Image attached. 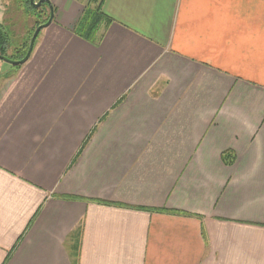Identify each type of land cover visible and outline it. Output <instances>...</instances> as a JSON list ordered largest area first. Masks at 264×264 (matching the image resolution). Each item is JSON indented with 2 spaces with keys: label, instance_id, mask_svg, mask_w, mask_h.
Wrapping results in <instances>:
<instances>
[{
  "label": "crops",
  "instance_id": "obj_1",
  "mask_svg": "<svg viewBox=\"0 0 264 264\" xmlns=\"http://www.w3.org/2000/svg\"><path fill=\"white\" fill-rule=\"evenodd\" d=\"M51 2L0 80V264H264V0H103L96 45Z\"/></svg>",
  "mask_w": 264,
  "mask_h": 264
},
{
  "label": "rangeland",
  "instance_id": "obj_2",
  "mask_svg": "<svg viewBox=\"0 0 264 264\" xmlns=\"http://www.w3.org/2000/svg\"><path fill=\"white\" fill-rule=\"evenodd\" d=\"M39 0H0V24L7 32L8 41L4 43V51L0 53L1 56L12 58L15 60L23 58L27 52L31 36L36 27L45 21H47L50 15L49 5L43 6L35 5ZM50 5L53 7L55 14V7L51 0ZM82 3L83 9L85 6L95 5L93 0H78ZM92 17V16H91ZM54 19V15H53ZM46 28H43L37 35L31 55L34 48L41 41L42 36ZM28 59V60H29ZM28 60L23 64L12 65L0 59V80L13 78V75L21 73L25 68L29 67Z\"/></svg>",
  "mask_w": 264,
  "mask_h": 264
},
{
  "label": "trees",
  "instance_id": "obj_3",
  "mask_svg": "<svg viewBox=\"0 0 264 264\" xmlns=\"http://www.w3.org/2000/svg\"><path fill=\"white\" fill-rule=\"evenodd\" d=\"M102 1L103 0H93L92 2H94L95 5L93 6L90 5V8L89 6H85L83 8V11L81 13L79 20L77 21V23L75 24L72 30L73 33L76 34L77 36L95 45L100 42L103 36L97 33L100 24L105 23V25H107L108 23L112 22V19L102 12V9H101ZM46 5H47L46 3H43V6H46ZM7 39H8L7 32L4 30V27L2 26V24H0V53H3L4 51L3 44L7 43L8 41ZM221 157H222V160L227 164H230L234 158L233 154H231V152L229 151L222 153ZM68 198H70V196H68ZM101 202L105 204H111L106 201H101ZM148 210L161 211L162 209H148ZM170 211L188 214L186 212L178 211V210H170Z\"/></svg>",
  "mask_w": 264,
  "mask_h": 264
},
{
  "label": "water",
  "instance_id": "obj_4",
  "mask_svg": "<svg viewBox=\"0 0 264 264\" xmlns=\"http://www.w3.org/2000/svg\"><path fill=\"white\" fill-rule=\"evenodd\" d=\"M31 1H32V0H31ZM41 3H47V4L49 5L50 15H49L47 21H45L44 23L38 25V26L36 27V29L34 30L32 36H31L30 42H29V46H28L27 52L25 53V55L23 56V58L18 59V60H12V59H9V58H7V57H4V56H1V55H0V59L4 60V61H6V62H9V63L12 64V65L23 64V63H25V62L29 59L37 35L39 34V32H40L43 28L47 27V26L52 22V20H53V15H54L53 13H54V12H53V8H52V6L50 5V1H49V0H39L37 3H35V5L38 6V5H40Z\"/></svg>",
  "mask_w": 264,
  "mask_h": 264
}]
</instances>
